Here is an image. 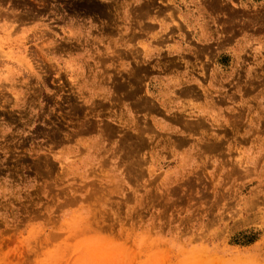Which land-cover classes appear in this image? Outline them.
<instances>
[{"label": "rangeland", "instance_id": "1", "mask_svg": "<svg viewBox=\"0 0 264 264\" xmlns=\"http://www.w3.org/2000/svg\"><path fill=\"white\" fill-rule=\"evenodd\" d=\"M0 264H264V0H0Z\"/></svg>", "mask_w": 264, "mask_h": 264}]
</instances>
